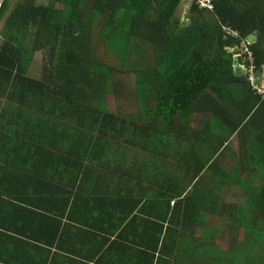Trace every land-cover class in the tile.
<instances>
[{
    "label": "trees",
    "instance_id": "trees-1",
    "mask_svg": "<svg viewBox=\"0 0 264 264\" xmlns=\"http://www.w3.org/2000/svg\"><path fill=\"white\" fill-rule=\"evenodd\" d=\"M182 1L47 0L46 5H38L36 0H4L0 6V128H6L10 114L5 108L27 106L34 111L30 127H51L49 150H62L56 160L65 170L75 166L78 172L73 175H79L84 166L77 157L83 161L89 157L91 141L76 146L66 137L73 131L89 136L77 127H126L128 123L118 110H111L117 99L113 77H134L139 101L141 96L150 100L156 80L159 112L170 120L183 118L207 91L226 94L227 87L238 84L246 91L241 110L246 109L238 112L236 124L243 125L238 129L242 147L238 152L231 143L236 127L217 131L224 138L217 159H225L231 149L234 153L228 154L230 161L216 168L226 185L245 188L246 202L229 205L221 194L209 189L199 202L194 188L176 203L168 228L160 224L148 232L141 230L135 244L121 249L135 259L132 264H264V185L245 183L251 181L254 170L264 181V98L246 75L235 72L229 50L237 38L227 33L230 29L243 39L251 34L258 37L250 47L260 76L264 68V0H214L212 10L200 8L195 0L187 24L177 18ZM38 56L43 62H37ZM16 115L21 117L18 112ZM252 124L254 128L249 127ZM0 148L8 160L22 156L6 142H0ZM36 149L30 152L33 157L46 151ZM9 206V215L39 231L38 222L45 215L22 209L17 202ZM113 206L120 210L116 203ZM75 208L78 211L79 206ZM110 215L111 211L102 209L100 219L106 216L105 228L92 229L109 232L106 222L111 221ZM222 216H229L232 222L217 228L215 219ZM78 234L88 244L85 252L99 246L93 239L96 234L84 230ZM117 247L121 245L111 247L110 253Z\"/></svg>",
    "mask_w": 264,
    "mask_h": 264
},
{
    "label": "crops",
    "instance_id": "crops-1",
    "mask_svg": "<svg viewBox=\"0 0 264 264\" xmlns=\"http://www.w3.org/2000/svg\"><path fill=\"white\" fill-rule=\"evenodd\" d=\"M261 74L264 79V72ZM126 80L122 78L125 88L121 95L117 93L111 109L119 111L122 120L128 122L126 127H77L89 136L73 131L70 138L66 137L76 146L79 142L87 146L91 141L89 157L84 161L77 157L84 166L79 175H73L78 172L75 166L65 170L56 160L62 150H49L51 127H30L34 111L16 104L5 108L10 114L4 123L6 128H0V142L8 143L22 156L8 160L4 148H0V168L4 169L0 170V264H99L103 259V264H132L135 259L125 255L122 245L135 244L141 230L148 232L160 224L168 228L176 203L191 190L195 188L194 196L197 194L200 202L201 197L206 198L207 189L223 197L226 190L240 186L226 185L220 168H216L234 153L231 149L232 153H224L225 159H217L224 139L217 131L236 127L231 143L239 152L243 136L238 129L243 125L236 124L238 112L246 109L241 110L245 89L234 84L225 89L226 94L209 90L183 118L170 120L159 112L160 87L156 80L146 101L145 96L139 101L137 87L136 91L132 87L135 94L130 92L131 83ZM249 127L254 128V124ZM36 147L46 151L33 157L30 152L38 150ZM213 164L214 169H209ZM16 197L21 198L14 201ZM10 202L45 215L38 222L39 231L31 223L9 215ZM115 203L120 210L113 206ZM179 207L182 212L183 207ZM102 209L111 211V221L106 222L109 232L104 234L92 229L100 225L105 228L106 216L100 219ZM80 230L96 234L93 239L99 246L85 252L88 244L78 234ZM118 245L121 247L110 253L111 247Z\"/></svg>",
    "mask_w": 264,
    "mask_h": 264
},
{
    "label": "rangeland",
    "instance_id": "rangeland-1",
    "mask_svg": "<svg viewBox=\"0 0 264 264\" xmlns=\"http://www.w3.org/2000/svg\"><path fill=\"white\" fill-rule=\"evenodd\" d=\"M194 0H183L178 12H177V18L181 20L182 24H187L189 22L188 18V13L190 10V7L192 6ZM36 3L38 5H46L47 4V0H36ZM37 62H43L44 58L42 56H38L36 57ZM123 76L122 75H117L115 77H113V80H115V88L117 89V93L118 96L122 94V90L125 88L124 82H121ZM134 81L135 78L134 77H130L129 79L126 80L127 84L131 83V86L134 87ZM262 86L264 87V82H261ZM130 92H134V90L130 91ZM242 154V159H245V153H241ZM227 158V156H226ZM230 161V160H229ZM254 170V169H253ZM254 176H250V180L251 181H246L245 183L251 185L252 183L258 186H263L264 185V181H260L259 177H258V172L257 171H253ZM223 198L225 200V203L231 205V204H236L239 205L241 203H245L246 202V198H247V192L245 190V188L242 187H234V188H230L228 190H226L225 192H223ZM218 223L213 224L214 226L217 225V228H223L225 225H227L228 223L232 222V219L229 216H222L220 218V220H216ZM228 231V229L226 228L223 235ZM214 260L216 262H221L222 260L218 259V258H214Z\"/></svg>",
    "mask_w": 264,
    "mask_h": 264
},
{
    "label": "built area",
    "instance_id": "built-area-1",
    "mask_svg": "<svg viewBox=\"0 0 264 264\" xmlns=\"http://www.w3.org/2000/svg\"><path fill=\"white\" fill-rule=\"evenodd\" d=\"M214 0H198L196 4L200 8L212 10L214 8ZM228 35L237 38L234 47L230 50L233 52L234 58L237 61V70L241 75H246L249 82L253 85L258 94L264 98V87L261 84H257L259 81L258 72L256 69L255 56L250 49V44L246 39L241 38L239 32L227 29Z\"/></svg>",
    "mask_w": 264,
    "mask_h": 264
},
{
    "label": "water",
    "instance_id": "water-1",
    "mask_svg": "<svg viewBox=\"0 0 264 264\" xmlns=\"http://www.w3.org/2000/svg\"><path fill=\"white\" fill-rule=\"evenodd\" d=\"M4 0H0V6H1V3L3 2ZM247 40L249 41L250 44H254L257 42L258 40V37L255 35V34H251L248 36ZM237 62L235 61L234 62V66H236ZM264 72V71H263Z\"/></svg>",
    "mask_w": 264,
    "mask_h": 264
},
{
    "label": "clouds",
    "instance_id": "clouds-1",
    "mask_svg": "<svg viewBox=\"0 0 264 264\" xmlns=\"http://www.w3.org/2000/svg\"><path fill=\"white\" fill-rule=\"evenodd\" d=\"M195 1V0H194ZM197 1V0H196ZM195 1V2H196ZM246 40H247V38H246ZM248 41V40H247ZM249 42V41H248ZM250 44V43H249ZM252 44H250V46H251ZM250 49H251V47H250ZM252 50V49H251ZM232 54H233V52L231 51V50H229ZM254 53V52H253ZM233 58H234V55H233ZM236 61V59L234 58V62ZM237 62V61H236ZM237 68V64H236V66H234V70H235V72L236 73H238L239 75H241V73L236 69ZM262 71H264V68L262 69ZM261 71V72H262ZM257 72H258V70H257ZM258 76H259V74H258ZM259 81H260V84L262 85V83L261 82H264V79H263V77H262V74L259 76Z\"/></svg>",
    "mask_w": 264,
    "mask_h": 264
},
{
    "label": "bare ground",
    "instance_id": "bare-ground-1",
    "mask_svg": "<svg viewBox=\"0 0 264 264\" xmlns=\"http://www.w3.org/2000/svg\"><path fill=\"white\" fill-rule=\"evenodd\" d=\"M263 76V75H262Z\"/></svg>",
    "mask_w": 264,
    "mask_h": 264
}]
</instances>
